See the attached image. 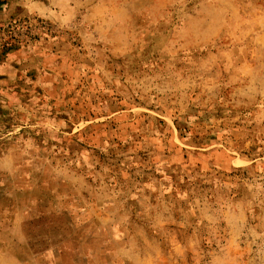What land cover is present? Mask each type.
<instances>
[{"label": "rangeland", "instance_id": "obj_1", "mask_svg": "<svg viewBox=\"0 0 264 264\" xmlns=\"http://www.w3.org/2000/svg\"><path fill=\"white\" fill-rule=\"evenodd\" d=\"M0 8V264H264V0Z\"/></svg>", "mask_w": 264, "mask_h": 264}, {"label": "crops", "instance_id": "obj_2", "mask_svg": "<svg viewBox=\"0 0 264 264\" xmlns=\"http://www.w3.org/2000/svg\"><path fill=\"white\" fill-rule=\"evenodd\" d=\"M14 2L15 1H13V0H0V8L4 7L7 10L8 8H11V6Z\"/></svg>", "mask_w": 264, "mask_h": 264}]
</instances>
